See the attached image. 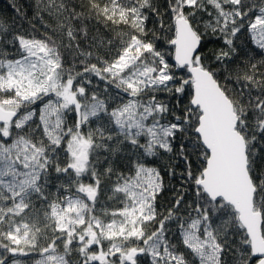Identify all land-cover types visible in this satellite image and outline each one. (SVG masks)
I'll use <instances>...</instances> for the list:
<instances>
[{"label":"snow or ice","instance_id":"6c2138e0","mask_svg":"<svg viewBox=\"0 0 264 264\" xmlns=\"http://www.w3.org/2000/svg\"><path fill=\"white\" fill-rule=\"evenodd\" d=\"M9 7L0 264H264V0Z\"/></svg>","mask_w":264,"mask_h":264},{"label":"trees","instance_id":"16d2710c","mask_svg":"<svg viewBox=\"0 0 264 264\" xmlns=\"http://www.w3.org/2000/svg\"><path fill=\"white\" fill-rule=\"evenodd\" d=\"M26 3H31V0H25ZM12 3V0H0V13L4 15H12L11 9L9 5ZM216 44L215 43H209L208 48L212 49L215 48ZM175 183V181H173ZM21 259L25 260L26 264H31L30 258L27 257H22Z\"/></svg>","mask_w":264,"mask_h":264}]
</instances>
